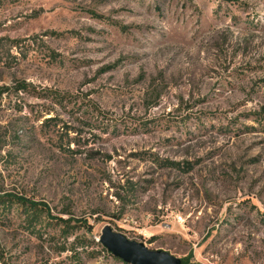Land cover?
<instances>
[{
    "label": "rangeland",
    "instance_id": "374dc122",
    "mask_svg": "<svg viewBox=\"0 0 264 264\" xmlns=\"http://www.w3.org/2000/svg\"><path fill=\"white\" fill-rule=\"evenodd\" d=\"M6 195L0 264H264V0H0Z\"/></svg>",
    "mask_w": 264,
    "mask_h": 264
},
{
    "label": "water",
    "instance_id": "95a60500",
    "mask_svg": "<svg viewBox=\"0 0 264 264\" xmlns=\"http://www.w3.org/2000/svg\"><path fill=\"white\" fill-rule=\"evenodd\" d=\"M113 256L128 264H182L181 258L161 249H152L104 225L97 240Z\"/></svg>",
    "mask_w": 264,
    "mask_h": 264
},
{
    "label": "trees",
    "instance_id": "16d2710c",
    "mask_svg": "<svg viewBox=\"0 0 264 264\" xmlns=\"http://www.w3.org/2000/svg\"><path fill=\"white\" fill-rule=\"evenodd\" d=\"M27 84L24 83V82H20L17 84L16 86V89H22L24 91L28 90L27 89ZM60 100V98L58 99ZM14 202H17L20 204V206L22 208H24V211H31L34 213V215H36V212L39 210V209H43L46 211V213L49 212V209L48 207H46L45 204L39 202V201H33V200H30V199H27V198H23V197H14V196H11V195H6L5 197H1L0 198V207L2 208H5V207H8V206H11L12 203ZM19 207V206H17ZM50 218V217H49ZM51 220H56L60 223H63L65 225H67V221L63 220L62 218H58V219H54V218H50ZM86 224V223H85ZM99 246H101L102 250L103 251H106L108 254L112 255L110 252L107 251V249L105 247H103L99 242L97 243ZM113 256V255H112ZM114 258H117V259H120L118 257H115L113 256ZM121 260V259H120ZM181 262L182 264H200V263H196V262H189V260L187 258H181Z\"/></svg>",
    "mask_w": 264,
    "mask_h": 264
},
{
    "label": "built area",
    "instance_id": "2783aa9c",
    "mask_svg": "<svg viewBox=\"0 0 264 264\" xmlns=\"http://www.w3.org/2000/svg\"><path fill=\"white\" fill-rule=\"evenodd\" d=\"M176 217H177V219H178L179 221H181V220H182V218H181V216H180V215H177ZM142 234H143V233H142Z\"/></svg>",
    "mask_w": 264,
    "mask_h": 264
}]
</instances>
